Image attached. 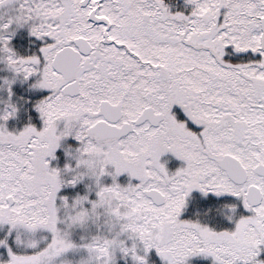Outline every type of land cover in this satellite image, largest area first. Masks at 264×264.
Segmentation results:
<instances>
[{"label": "snow or ice", "instance_id": "1", "mask_svg": "<svg viewBox=\"0 0 264 264\" xmlns=\"http://www.w3.org/2000/svg\"><path fill=\"white\" fill-rule=\"evenodd\" d=\"M184 2L0 0V264H264V0ZM30 80L40 127L9 131ZM193 191L247 215L181 220Z\"/></svg>", "mask_w": 264, "mask_h": 264}, {"label": "rangeland", "instance_id": "2", "mask_svg": "<svg viewBox=\"0 0 264 264\" xmlns=\"http://www.w3.org/2000/svg\"><path fill=\"white\" fill-rule=\"evenodd\" d=\"M187 11L189 13V10H187ZM15 37H17V36L15 35L14 37H12L11 41L14 40ZM28 38H29V36H26L27 41H29V39H31L32 41H35L36 44H37L38 41H36L35 38H33V37L29 38V39ZM32 47L33 48H32V52L31 53H33V52L37 53L38 52V49H37V52H36L37 46L35 48V46L32 45ZM29 53L30 52L27 51L25 54H29ZM25 54L23 56H25ZM2 68H3V66L0 65V69H2ZM8 75H9L8 73H6L4 71H0V80H2L3 78L7 77ZM32 82L33 81H31V80L28 81L27 83H23V84H21L19 82H16L15 84L12 85L13 96L11 98V102L16 105V107L18 109V112H17V117L15 119H11V120H9L7 122L6 126L8 127L9 131H12L14 129L18 131V130L22 129L26 124L29 123V118H30V122L33 125H35L34 122H33L34 114H30V110L28 108V104L31 103V102H35V100L37 101L38 97L40 95H42V94L44 95V93L40 92V91L31 90L30 89V84ZM7 100H8L7 92L4 91V90H0V109H2L4 107V103L3 102L7 101ZM32 107H33V105H32ZM31 110L34 111L33 109H31ZM176 111H178V109H176ZM35 115H36L35 118L38 121L39 127H40V120H39L38 114L36 112H35ZM57 155L59 156V152L57 153ZM60 156L62 157L61 154H60ZM62 158H60V159H62ZM161 162L162 163L166 162V167H167L169 172H174V171H176L178 168H180L182 166V162L181 161L176 160L172 155H169V154H166L165 156H163L161 158ZM53 163H54V165L57 164V162H53ZM63 163H64V160L60 161V164L58 162L59 166H61V167L63 166ZM106 182H110V181H106ZM119 182L121 184L127 183V177L126 176L120 177L119 178ZM66 191L69 192V193H73L74 190L68 189ZM207 196L216 197V196L212 195L211 193H209ZM207 196H203L199 192L193 191L189 195V197L186 198V206L182 210L181 216L186 214L185 211H186L187 208L191 209L190 204H194V205L196 204V207H194L195 208L194 212H199L200 209L205 205V203H204L205 200L204 199H206ZM221 197H223V196H221ZM228 197H230V196H228ZM221 201L224 202V204H227L229 206H233L234 205L236 207V215L237 216H239L241 214L247 215V213L244 212L242 206L240 205V202L237 199H235L234 197H230L228 199H219V200L213 201V203L214 204H218ZM198 204H199V207H197ZM206 207H207V211L206 212L211 213V209H212L211 204H208ZM198 208H199V210H198ZM226 211H227V209H226ZM226 214L228 215V212ZM219 217L221 219V215L220 214H219ZM209 228H212L213 230H215V228H213V227H209ZM233 228H234V223L229 222L227 224L226 230L231 231ZM263 258H264V255H263ZM119 264H124V262L120 261ZM149 264H160L159 259H158V257L155 256L154 252L150 253ZM188 264H212V261H211V258L195 257V258L190 259L188 261Z\"/></svg>", "mask_w": 264, "mask_h": 264}, {"label": "trees", "instance_id": "3", "mask_svg": "<svg viewBox=\"0 0 264 264\" xmlns=\"http://www.w3.org/2000/svg\"><path fill=\"white\" fill-rule=\"evenodd\" d=\"M170 1V0H168ZM172 2V10L173 12H183L185 15L188 14V11L189 12L191 11L190 7H187L185 5V2L184 0H171ZM16 33H20V34H23V37H15L14 40L11 41V46L12 48L18 52L19 55L23 56L27 51H29L30 53L29 54H25L26 55H32L34 54L31 53L32 52V45L35 46L36 45V42L35 41H32L31 37H29V41H27L26 39V36H24L26 33H28V30L25 28V29H20L18 30ZM36 47V46H35ZM45 95V93H44ZM42 95H40L39 97H42ZM38 97V100L40 99ZM36 102V100H35ZM35 102H31L28 104V108L30 110V114H34V118H33V122L34 124L36 125V127L38 128L39 127V123L38 121L36 120V115H35V112L32 111L31 109H33L32 105H34ZM27 106V105H26ZM33 117V116H32ZM59 156H60V153H59ZM62 158V157H61ZM62 159L59 160V164H60V161H62ZM230 197L228 196H223V197H212V196H207L206 199H204V203L205 205L200 209L199 212H194V207H196V204H190V208H187L185 213L183 216L180 217L181 220H188V221H192V222H199L201 224H204V225H207L209 227H213L215 228V230L217 231H223V230H226V227H227V224L229 223V221H227L224 216H226L227 214V211L226 209H224V215H221V219L219 217V213H218V209H220L222 206L224 205H227V204H224V202H220L218 204H214L213 201H216V200H219V199H228ZM208 204H211V213H208L206 212L207 211V205ZM197 207H199V204L197 205ZM193 210V211H192ZM199 210V208H198ZM205 212V213H204ZM207 213V214H206ZM220 219V220H219ZM263 255L262 254V257L263 258Z\"/></svg>", "mask_w": 264, "mask_h": 264}, {"label": "flooded vegetation", "instance_id": "4", "mask_svg": "<svg viewBox=\"0 0 264 264\" xmlns=\"http://www.w3.org/2000/svg\"><path fill=\"white\" fill-rule=\"evenodd\" d=\"M164 3L166 4V5H168V7L170 8V10L173 12V10H172V2L171 1H168V0H164ZM16 36L17 37H23V34H20V33H16ZM24 36H29V34L28 33H26ZM29 37H31V36H29ZM32 38V37H31ZM35 46H37V48H36V52H37V49L41 46V42H37V44L35 45ZM40 99L42 98V97H39ZM169 155H171V154H169Z\"/></svg>", "mask_w": 264, "mask_h": 264}]
</instances>
